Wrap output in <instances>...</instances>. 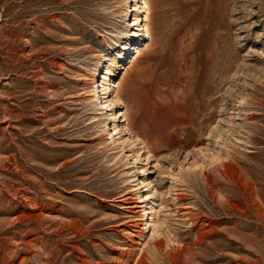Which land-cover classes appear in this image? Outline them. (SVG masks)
Returning <instances> with one entry per match:
<instances>
[{"label":"rangeland","instance_id":"1","mask_svg":"<svg viewBox=\"0 0 264 264\" xmlns=\"http://www.w3.org/2000/svg\"><path fill=\"white\" fill-rule=\"evenodd\" d=\"M3 26L0 264H264V0H0Z\"/></svg>","mask_w":264,"mask_h":264},{"label":"bare ground","instance_id":"2","mask_svg":"<svg viewBox=\"0 0 264 264\" xmlns=\"http://www.w3.org/2000/svg\"><path fill=\"white\" fill-rule=\"evenodd\" d=\"M2 19V18H1ZM17 19V18H16ZM5 24V23H4ZM21 24V23H19ZM3 30L0 32V78H3L4 77V74L8 73L9 71L12 70L11 67V64H10V61L13 60V57L15 56V53L16 51L18 50L19 46H20V43L19 42H16L15 40H12L11 36L15 33V31L12 29H9V28H6V26H3ZM19 28L21 26H18ZM24 28V27H23ZM21 29V28H20ZM25 60V59H24ZM17 65V64H15ZM17 67V66H16ZM21 70V68H20ZM23 74V73H22ZM20 76V75H18ZM14 75L10 82H4L2 84V88H5L6 90L9 89L10 86H13L15 84V82L19 81L21 79H19V77ZM9 77V76H8ZM7 78V76H6ZM26 78V77H25ZM22 81V80H20ZM23 82V81H22ZM17 86V85H16ZM6 92V91H5ZM7 93V92H6ZM14 95V93H12ZM13 95H11L12 97H14ZM11 96L8 97V94L7 95H0V121H5V120H12V110H11V107H9V103H5V101L8 99V98H11ZM19 97V96H18ZM199 105V102L196 103V106ZM12 106V105H10ZM14 110V109H13ZM193 116V115H192ZM191 116V117H192ZM20 117V116H19ZM195 117H196V114H195ZM194 116L191 118V123H194ZM209 117H211V113H209ZM208 117V118H209ZM198 118V117H197ZM207 117L204 118L203 121H205L206 119H208ZM198 121V120H197ZM199 122V121H198ZM190 123V124H191ZM197 124V123H196ZM189 128V127H188ZM9 149V145H3L2 144V141H0V152H5V151H8ZM0 168L2 169H6V164L8 163L9 161V157L7 156H4L2 158H0ZM15 173V172H14ZM244 185V184H243ZM247 186V185H246ZM245 188V187H244ZM244 190V189H243ZM126 197V196H125ZM130 210V209H129ZM131 212H135L133 209H131ZM137 212V211H136ZM21 217V216H19ZM132 217V216H131ZM130 219V218H129ZM127 219V220H129ZM190 219V218H189ZM125 220V221H127ZM129 221H132V222H128L130 225H136V219H130ZM118 230H122V229H118ZM128 232V231H127ZM231 243V242H230ZM70 246V245H69ZM87 256V255H86ZM44 258V257H43ZM105 258V257H104ZM107 259V258H106ZM81 260H83L86 264H91L89 262V259L88 258H81ZM93 260V259H92ZM145 261L143 260V258H139L137 262H135L134 264H145L144 263ZM84 263V264H85ZM121 263V262H120ZM128 263V262H127ZM47 264V263H46ZM94 264V263H93ZM98 264V263H97ZM99 264H103L102 261L99 262ZM110 264V262L108 263Z\"/></svg>","mask_w":264,"mask_h":264}]
</instances>
